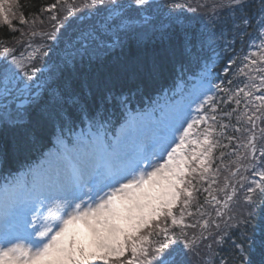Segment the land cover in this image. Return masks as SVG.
<instances>
[{"label": "trees", "instance_id": "1", "mask_svg": "<svg viewBox=\"0 0 264 264\" xmlns=\"http://www.w3.org/2000/svg\"><path fill=\"white\" fill-rule=\"evenodd\" d=\"M76 1L78 0H67L65 3V0H60L56 10L41 12L42 8L46 9L48 5L57 3V0H17L18 7L13 9L17 18L14 23L20 24L18 17L22 13L28 20L27 26H44L51 15L58 14L57 11L62 9V6L76 8ZM257 1L255 0L256 7L249 9V15L256 19L259 7ZM105 3L109 4L110 2ZM96 7L99 11L102 10L100 6L96 5ZM59 15L63 23L68 22L71 25L68 28L81 27L76 17L69 20L70 16L67 17L64 12ZM238 23L229 20L226 22V26L232 30ZM169 24V21L165 20L161 27H150L146 32L147 36L141 39L127 32L123 35L119 34L121 37L117 43L119 45L112 50L106 44L109 37L102 35L97 25L93 26L91 32L87 28H78L65 39L68 43L71 41L68 47L71 49L73 47L75 50H53L57 46H66L65 40L58 43L51 42L49 46L51 50H41L42 56L39 57V60H35L31 66L32 68L36 67L39 71L30 81V83L39 82L42 84L39 85L40 92L31 97L22 122L8 125L0 123V181H8L17 172L32 166L55 142L59 144L64 141L73 143L80 129L88 125L94 126L97 123L90 122L89 113L95 112L98 107L102 106L106 109L103 122L109 125V133L113 135L117 130L127 129L129 116L141 117L143 111L160 106L162 99L168 95L173 99L183 95L182 82L187 81L189 77L194 81L200 75L198 71L206 64L202 61L205 51H201L198 41L200 33L198 24L185 26V28L176 23ZM145 25L137 26L141 30H146L148 26ZM254 25L253 23L252 26L247 27V34L241 31L237 32L234 49L240 47V40L255 33ZM12 27L16 31H12L8 25L0 24V49L12 45L21 38L20 29H17L19 27ZM240 27L245 26L240 25ZM136 29L134 28V30ZM90 33H92L93 40L89 37ZM240 33L243 34L242 38L238 35ZM48 39H50L49 36ZM202 45L204 44L202 43ZM89 46L90 48H88ZM62 57L64 59L61 61ZM55 59L58 62L61 61L56 65V69L54 67ZM227 61V59L223 60L218 57V62L209 60L208 64L216 63L214 70L223 73ZM225 77H228V74ZM221 79L223 78H219V80ZM221 83H224V80H221ZM221 83L220 87H222ZM70 94H75L77 102H73ZM224 96L226 93L221 90L210 95L213 99L206 101L203 104L205 109H200L198 114V117L215 115L216 121L213 122L209 119L206 124H200L193 129L191 139L202 141L203 133L211 124L213 126L211 139L219 143L213 149L211 169L204 179H201L199 173H196L193 184L197 191L194 192L192 203L185 209L184 223L191 225L199 221L200 225L196 229L184 228V231L188 233L189 237L194 231L197 235L202 231L205 237L204 244H209L212 243L213 237L219 240L218 233L227 232L229 235L232 233L240 235L244 229H247L246 234L251 237L249 243L255 242L256 245L253 249L252 259L254 264H259L261 259L259 242L264 235V199L260 198L259 189L255 194H250L247 192V188L250 186L248 184L255 186L253 182L258 180L259 176L254 175V171L264 169L259 168V151L257 152V168L255 170L248 166L251 157L238 161V155L243 156L245 153V149L240 147V144L246 141L248 135L246 129L251 127L243 114L247 112L248 115H252L260 101H252L246 109L245 104L249 100L242 99L241 104L237 107L231 101L222 103V99H225ZM81 97L87 100L86 108L78 102ZM105 98H108L107 104H103ZM213 106L215 111H212ZM233 109L236 111L233 112ZM226 112H232V115H225ZM261 112H264V108L261 109ZM261 112H255V115L260 116ZM49 113H51L50 117ZM238 116L239 120H237ZM221 124L227 125V127L222 128ZM237 128L240 131H235ZM262 128H264V117L256 120V128L253 130L256 133L258 150L261 147L260 129ZM230 136L236 137V139L230 141L228 139ZM195 146L193 144L190 148ZM221 152L224 153L223 157H221ZM240 164L244 166L239 167V172H237V167ZM246 168L247 170H245ZM217 169L219 170L217 171ZM232 173H236V175L233 176ZM213 180L216 182L213 183ZM204 188H207L208 191L205 192ZM233 188L236 190L235 195L227 201V207H225L227 196L232 195ZM248 195H253V200L256 201L255 207H252L246 199ZM213 196L219 200V203L217 200H213ZM189 211L193 213L192 216L187 215ZM173 213L177 214L179 219L178 205L173 209ZM245 218L250 223L245 224ZM162 219V216L157 219L160 228L169 227L170 232L179 234L183 225L172 226L170 217L168 223L164 224L160 222ZM204 220L209 221L207 228H203ZM217 225L219 228L216 227ZM132 234L136 235L137 233ZM158 234L159 228L150 237L153 243ZM130 247L131 242L126 245L124 256L119 258L124 261V264H127V260L132 258ZM213 247L216 248V245L214 244ZM184 251L187 252V249ZM204 251L206 250L202 248L200 256L189 253L186 257L181 256V259L184 264H198L199 261H204L207 264L209 258L203 254ZM91 264H105V262L94 260ZM142 264H157L156 254L150 251L149 259L144 260Z\"/></svg>", "mask_w": 264, "mask_h": 264}, {"label": "snow or ice", "instance_id": "2", "mask_svg": "<svg viewBox=\"0 0 264 264\" xmlns=\"http://www.w3.org/2000/svg\"><path fill=\"white\" fill-rule=\"evenodd\" d=\"M66 2L67 0H65ZM59 3L60 0H57V3L48 5L46 9L42 8L41 12L56 10ZM91 3L92 5H103L106 8L131 7L130 4H120L116 0H112V3L107 5L105 0H91ZM134 3L147 6L149 0H134ZM15 7H18L17 0H0V24L8 25L12 31H16L12 27L10 19L15 14L13 12ZM172 7H181V5L173 4ZM183 7H187V5ZM254 7H256L255 0H226L225 3L211 6L213 15L217 9L225 14L234 15L239 21L237 30L245 34H247V27L254 23L256 39L260 41L259 51L244 57V61H247L245 67L254 66L252 70L262 74L259 76L260 84L257 85L254 82L250 86L246 84L244 88H239L235 92L227 88L221 89L220 85H216L217 89L227 94L221 102L232 101L237 107L241 102L239 93H243L244 97H251L253 90H264V0L259 2L255 21L249 15V9ZM192 11H196V9H192ZM73 13L74 8L69 6L66 15H73ZM237 13L240 15H236ZM51 19L57 20V16L53 15ZM18 20L21 24H28V20L22 13ZM240 25L245 27H240ZM70 26V24L60 23L53 27L59 31L60 27L68 28ZM121 26L127 27L126 24ZM31 34L36 35L35 32ZM49 38L55 39L56 37L51 34ZM29 47H31L30 44ZM13 52L14 50L7 46L3 47L0 52V56L3 57L0 62L2 63V67H0V101H7L15 93L23 94L29 90L31 88L29 81L39 71L36 67H33L31 72L23 71V77L27 79H21V73L16 69H23V59L31 60L36 53L33 51L25 56V53L15 55ZM231 63L234 64L236 61L232 60ZM237 67L239 69V65ZM239 70L243 71V69ZM250 79L252 78L250 77ZM228 83L231 84L232 81L229 80ZM245 88L249 90L245 91ZM70 98L73 99V102H77L75 94H70ZM212 99L209 97V101ZM255 99L260 101V104L255 108L253 114L248 115L247 112L243 114L251 127L246 129L248 132L246 141L240 144V147L245 149V153L243 156L238 155V161L251 157L248 166L254 170L257 168L258 151L259 168L264 169V128L260 129L262 139L259 150L256 133L253 131L256 128V120L264 117V112H261V109L264 108V94L256 96ZM78 102L82 107H87V100L83 97L79 98ZM107 102L108 98H105L103 104H107ZM251 103L252 101L249 100L245 104V108L247 109L248 104ZM203 106V103L199 105L201 109ZM8 108L9 104H0V109H3L0 112V123L8 125L21 122L22 118L12 117ZM105 111L106 109L101 106L95 112L89 113L90 122L95 121L102 126V122L105 120ZM212 111H215L214 106ZM234 111L236 109H233ZM255 112H261V115L256 116ZM48 115L50 117L51 113ZM225 115L231 116L232 112H226ZM209 119L215 122L216 116H200L188 123L186 128L177 129L181 135L178 140L171 142L175 144V147H172L170 143L161 146L159 153H153L152 156H144L138 160L131 159L124 164L111 163L102 174V187L95 191L90 188L83 195L73 196L63 205L58 203L55 207H47V215L38 211L36 207L28 208L21 201L10 200L11 205L17 206L16 211L20 216V225L26 235L10 237L7 232L0 234V264H91L94 260L104 261L105 264H124V261L119 258L124 255L125 246L129 242H131L132 258L127 260V264H142L144 260L149 259L150 251L156 254L157 264H184L181 256L186 257L189 253L200 256L202 248L206 250L203 254L209 258L207 264H254L252 254L256 245L255 242L249 243L251 237L246 234L247 229H244L240 235L236 233L229 235L227 232L218 233L219 240L213 237L212 243L209 244H204L205 237L202 231L199 235L194 231L191 237L184 231V228L196 229L200 225L199 221L191 225L184 223L185 209L192 203L194 192L197 191L193 184L196 173H199L200 178L204 179L211 169L213 149L219 143L211 139L213 127L211 124L203 133L202 141L191 139L194 127L206 124ZM239 119L238 116L237 120ZM220 126L227 127L223 124ZM235 131L238 132L240 129L237 128ZM228 139L231 141L236 137L230 136ZM193 144L196 146L190 148ZM223 155L224 153L221 152V157ZM243 166L240 164L237 167V172H239V167ZM253 174L258 175L260 179L253 182L255 186H248L247 192L255 194L259 189V196L264 199V170L254 171ZM80 175L79 173L75 174L73 180L80 179ZM232 175L235 176L236 173H232ZM203 190L208 191L207 188ZM60 191L68 193L70 191L69 183L62 184L57 192H49L46 198L55 199ZM235 191L233 188L232 195L227 196L225 207H227V201L235 195ZM39 195H44V193ZM39 195L37 200H39ZM84 196H87V200L84 199ZM246 199L252 207H255L256 201L253 200V195L246 196ZM213 200H217V198L213 196ZM217 202L219 203V200ZM174 204L179 206V219L177 214L173 213L172 205ZM146 210L150 211L146 212ZM187 215L192 216L193 213L189 211ZM161 216L163 219L160 222L164 224L168 223L170 217L172 226L183 225L179 234L170 232L169 227L160 228L157 219ZM244 223L248 224L250 221L245 218ZM77 224H82L89 234V243L85 244L80 239L79 230L72 227ZM208 226L209 221L204 220L203 228ZM216 227L219 228V225ZM130 228L137 234L130 233ZM157 228H159V234L153 243L150 237L153 236ZM233 236L236 238L233 239ZM120 237H123V242L120 241ZM21 239L26 240V243L21 244L19 242ZM214 244L216 248L213 247ZM259 248L261 252L259 264H264V235L260 239ZM185 249L187 252L184 251ZM112 256L117 259L111 260ZM198 264H205V262L199 261Z\"/></svg>", "mask_w": 264, "mask_h": 264}, {"label": "rangeland", "instance_id": "3", "mask_svg": "<svg viewBox=\"0 0 264 264\" xmlns=\"http://www.w3.org/2000/svg\"><path fill=\"white\" fill-rule=\"evenodd\" d=\"M105 2H110L109 4H111L112 0H105ZM116 2L125 5L130 4L131 7L117 9L106 8L103 5L97 4L102 8L99 11L96 5H92L91 0L76 1L77 7H72L74 8L73 15H67V17L70 16V18L68 17L69 20L76 17L81 27H60L59 31L53 26L63 23L59 14L61 12L67 14L68 6L65 4V6H62V9L57 11V20H52L51 17L53 15H51L48 21L45 22V25H39L37 26L38 28L33 25L15 24L14 22L17 18L15 14L12 15L10 17L12 26L19 27L17 29H20V35L21 33L23 35L8 47L14 50L13 54L15 55L25 53L26 56L33 51L36 53L31 60L23 59V69H16L17 72L21 73V79H27L23 77V71H31V66L35 60H39V57L42 56L40 54L41 50H51L49 48L51 42L58 43L65 40L78 28H87L91 32L94 25L99 27L102 35L109 37L106 42L108 47L115 45V47H110V50H112L119 45H117L121 38L119 34L123 35L125 32L141 39L147 36L146 32L149 31L150 27H161L165 20L169 21V25L176 23L184 28L185 26L198 24L200 28L198 41L201 45V51H205L202 61L206 64L198 71L200 75L198 74L199 76L194 81L189 77L187 81L182 82L183 95L175 99L168 95V97L162 99L159 107L153 108L150 111H143L141 117L133 116L132 130L121 135L117 143L109 144L102 136L91 135L87 130L78 136L73 145H64L65 148L63 149H60L59 147L62 145H59L50 149L34 168L23 175H18V183L16 185L0 186V234L7 232L10 237H23L26 235L20 225V216L16 211L17 206L11 205L9 203L10 200L21 201L28 208L36 207L38 211L47 215V207H55L58 203L63 205L67 200H71L73 196L83 195L90 188L95 191L99 187H102V174L106 168L99 165L101 156L106 158L109 165L111 163L124 164L131 159L138 160L144 156H152L153 153H159L161 146L170 144L173 140H178L181 132L177 131V129L186 128L188 123L198 118L201 109L199 105L204 104L209 100L210 95L219 90L216 85H220L221 80H224V83H221L222 87L220 88L231 89L233 92L239 88H244L246 84L249 86L253 82L257 85L260 84L259 76L262 74L253 71L254 66H244L247 63V61H244V57L259 51L260 41L256 39V31L252 36L247 35L245 39L240 40V47L234 49L233 46L236 43L238 32L237 25L239 23L234 25V28L230 30L227 28L226 22L229 20L231 22L239 21L236 20L234 15L225 14L220 9L216 10L215 15L211 11L212 5L225 3L226 0H149L147 6L136 5L134 0H116ZM105 4L107 5L108 3ZM173 4H179L181 7H172ZM184 5H187V7H183ZM192 9H196V11H192ZM64 24L67 25L68 22ZM122 24H126L127 27H122ZM141 24H146L145 26H148V28L141 30L138 27ZM134 28L137 29L134 30ZM32 32H35L36 35L33 36ZM92 33L89 36L91 40H93ZM51 34H54L56 38L48 39V36ZM238 35L241 38L243 36L242 33ZM29 44L31 47H29ZM64 44H67V40H65ZM65 49L66 46H57L53 50ZM218 57L228 60L223 73L214 70L216 63L208 64L209 60L218 62ZM63 59L64 57H62L61 61ZM2 60L3 57L0 56V62ZM232 60H235L236 63H231ZM61 61L58 62L55 59V69L57 68L56 65L60 64ZM238 65L239 69H243V71L238 69ZM0 67H2V63H0ZM13 67L15 68V65ZM226 74H228V77H225ZM219 78L223 79L219 80ZM229 80L232 81L231 84L228 83ZM29 84L31 88L23 94L15 93L9 100L0 101V104H9L8 111L12 117L22 118L21 122L25 115V109L31 102V97L40 92L41 89L38 85H42L39 82L30 83V81ZM248 90V88H245V91ZM262 91L253 90L251 97H244L243 93H239L238 96L240 100L255 101L256 96L264 94ZM224 97L226 98V96ZM235 106L237 105L235 104ZM203 109H205V106ZM2 111L3 109H0V112ZM129 125L126 127L130 128ZM171 146L175 147V144L171 143ZM62 150L66 152V155H63ZM87 164L92 167L86 169L85 166ZM72 165H76L79 169V173L81 174L79 182L73 180ZM259 179L260 177H258ZM65 183H69L70 191L68 193L60 191L55 199L46 198L49 192H57L60 186ZM40 193H44V195H39ZM38 195L39 200H37ZM84 199L87 200V196H84ZM176 206L177 204L172 205V209ZM72 227L79 230L80 239L85 244L89 243L90 236L82 224ZM15 229L17 234L14 233ZM129 232L134 233V230L130 228ZM120 241L123 242V237H120ZM19 242L25 244L26 240L21 239ZM110 258L117 259L115 256Z\"/></svg>", "mask_w": 264, "mask_h": 264}, {"label": "bare ground", "instance_id": "4", "mask_svg": "<svg viewBox=\"0 0 264 264\" xmlns=\"http://www.w3.org/2000/svg\"><path fill=\"white\" fill-rule=\"evenodd\" d=\"M91 167H92V166H90V165H88V164L85 166L86 169H90Z\"/></svg>", "mask_w": 264, "mask_h": 264}]
</instances>
